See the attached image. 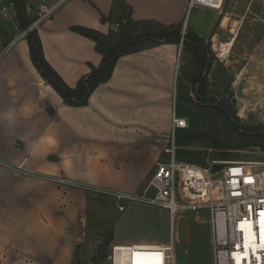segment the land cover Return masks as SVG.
I'll return each mask as SVG.
<instances>
[{"label": "crops", "instance_id": "obj_1", "mask_svg": "<svg viewBox=\"0 0 264 264\" xmlns=\"http://www.w3.org/2000/svg\"><path fill=\"white\" fill-rule=\"evenodd\" d=\"M119 1L134 21L186 25L200 38L211 40L234 23L239 6L244 16L253 4L252 0H224L220 9H212L189 8V0ZM121 15L115 0H68L35 28L46 62L66 85L75 87L90 66L101 62L94 43L69 28L83 26L107 34ZM18 40L0 51L5 55L13 46H22L11 59L17 67L13 78H0V213L16 211L18 217L29 219L23 226L28 229L18 235L11 234L18 226L0 232V264H69L83 230L81 214L89 191L96 188L78 186L80 180L123 182L124 193L135 192L153 166L141 176L137 171L127 177L114 160L121 157L114 153L131 148L140 157L151 152L154 162L163 152L175 111L170 103L176 96L175 65L183 46L158 44L121 57L109 81L95 89L86 106L69 107L39 75L25 39ZM4 55L1 63L8 60L9 54ZM123 162L131 169L129 160ZM53 177L70 184L54 183L49 179Z\"/></svg>", "mask_w": 264, "mask_h": 264}, {"label": "rangeland", "instance_id": "obj_2", "mask_svg": "<svg viewBox=\"0 0 264 264\" xmlns=\"http://www.w3.org/2000/svg\"><path fill=\"white\" fill-rule=\"evenodd\" d=\"M4 1L9 2L10 0ZM25 1L27 6L26 20L30 21V24L25 29L20 26L14 6L6 14L0 12V51L12 45L16 37H18V41L26 38L24 33L36 21L35 19H37L36 16H38L40 9L38 7L39 4L51 6L53 3L49 0ZM252 1L253 4L246 10L247 12L244 16H242L241 12L243 9L240 6L239 9H235V11L238 10L233 15L234 23L226 26L227 30H223L218 35V38L214 40L203 39L204 44L209 45L212 60L210 70L205 74L203 81V93L208 103L225 101L224 103H226L228 109L234 113L232 120L238 122L241 127L253 128V131L256 129L257 132H264V0ZM18 41L15 42L18 43ZM226 46H228V53L224 56L221 51L223 48L226 49ZM21 47V45L13 46L9 51L13 50L8 51L5 55L3 54L6 57L9 55L8 60L0 62V78L2 76L3 79L8 80L13 78L17 67L12 66L11 59L15 57L17 51L21 50ZM218 48H220L219 51L217 50ZM189 64L190 55L185 53L182 47L175 65L178 78L182 79L183 74L190 70ZM175 88L177 93V83ZM184 91H187L192 99L194 98L195 93L185 80L181 81V88L178 93L182 92L181 94H183ZM176 101L177 94L175 100L173 99L172 102L171 99L170 101L171 107L174 106V109ZM166 102L167 100L165 99L164 104ZM187 108L195 109L193 107ZM201 116L203 117L199 125L201 131L211 130V125H208L209 119L205 113L201 112ZM185 119L189 125V120L186 117ZM215 126L212 132L215 134L221 133L220 139H223L225 135L232 138L237 137L230 127L225 126L223 121ZM166 146L167 143L165 142L164 147ZM130 149H128L129 152L116 151L114 153L115 156L121 157L119 160L114 157V160L121 165L122 174L127 175V177H133V175H137L138 171V175L141 176L148 168L154 167L156 162H153L154 153L142 152L140 157H137L138 153ZM180 149L185 153H180L179 160L188 163H192L189 161H201L205 164L202 167H210L213 172L219 171L223 163L228 161L264 163V140L255 144L245 145L239 150H230L228 154H221L223 153L221 150L210 146L208 141L200 139ZM187 151L192 152L193 155L186 154ZM161 154L160 152L158 156H161ZM220 154L223 156H219ZM126 159L130 162L131 169L129 170L123 166V161H126ZM212 161H216V163L213 164ZM151 170L137 190H140L146 184ZM54 178L49 179L54 182ZM114 178L118 179V176ZM55 179L64 178L56 177ZM64 180L67 181L65 184H70L69 180ZM80 182L78 186L82 183L91 185L96 188L90 189V192L94 191L103 196L96 197V194L90 193L87 198L84 213L81 214L83 216V230L78 234V239L75 241L76 258L73 261H79L81 264H94L92 259L96 252L101 247H104L105 254L108 255L111 246L115 243L166 244L168 242L170 222L166 210L139 202H124L126 210L122 213L118 209L119 200L107 194V192L124 193L123 190L126 187L123 182L119 185L108 184L107 181L93 183L90 179H81ZM128 185L130 186V184ZM19 208L21 210L24 209L23 206ZM27 219H29L28 215L18 217L16 211L1 212L0 232L5 233L7 228L10 229L11 227V229H14L18 226L15 231H11V234L18 235L19 231L28 229L27 227L23 228ZM17 220H19L18 225H16ZM73 224L75 228L78 227L76 221ZM172 228L174 232L175 264H213L211 229L207 210H200L195 213L177 212ZM31 232L32 228L29 229L26 236L29 237ZM101 264H108L107 259Z\"/></svg>", "mask_w": 264, "mask_h": 264}, {"label": "built area", "instance_id": "obj_3", "mask_svg": "<svg viewBox=\"0 0 264 264\" xmlns=\"http://www.w3.org/2000/svg\"><path fill=\"white\" fill-rule=\"evenodd\" d=\"M67 1L56 0L51 6L41 5L36 21L24 34L50 19ZM223 1L189 0L188 7L220 9ZM12 7L13 3H4L0 12L6 14ZM118 26L117 23L112 24L110 30L116 31ZM4 52L0 54V62ZM187 126V120L173 111L167 146L156 160L146 184L133 193L107 192L119 200L120 211L125 209L124 202H139L166 210L170 222L168 242L115 243L107 256L108 264H133L135 254L144 247L149 249L144 251L151 258L149 264H175L172 228L175 214L200 210L209 212L213 264H264V249L257 242L264 238V229H261V220L264 219V163L228 161L219 171L213 172L210 167L181 161L177 156L176 133ZM26 174L35 173L27 171ZM53 181L67 183L64 179L54 178ZM143 262L141 264H147Z\"/></svg>", "mask_w": 264, "mask_h": 264}, {"label": "trees", "instance_id": "obj_4", "mask_svg": "<svg viewBox=\"0 0 264 264\" xmlns=\"http://www.w3.org/2000/svg\"><path fill=\"white\" fill-rule=\"evenodd\" d=\"M0 7L4 3H13L14 10L22 29L30 24L26 20V1L10 0L9 2L0 0ZM118 3L122 13L119 26L116 31L109 30L107 34H102L94 29L83 26H72L69 28L71 32L88 38L94 43L95 51L101 55V62L98 67L90 66V72L81 77L76 86L71 88L65 84L62 78L51 68L46 62L41 41L36 29L26 32L25 41L27 42L29 56L32 64L38 71L41 78L49 84L52 89L59 95L63 103L69 107H83L87 105L90 95L101 84H105L112 76L117 61L126 55L134 54L145 50V48L158 44H180L182 40L183 51L190 55V70L183 74L182 79H177V101L175 106L176 115L187 118L189 125L185 129H178L176 133V144L178 146L177 156L184 152L181 147L187 146L198 139L208 141L210 146L221 150L228 154L230 150H239L245 145H251L264 140V132H257L253 128L241 127L238 122L232 120V113L226 106L225 101L208 103L204 96L203 81L205 74L210 70L212 63L209 45L204 44V40L200 38L192 30H185L182 35L183 25H163L155 21H134L131 18L130 10L119 0ZM37 18V17H36ZM36 20V19H35ZM34 22V21H33ZM187 81L195 93L192 99L187 91L178 93L181 88V81ZM187 107H193L194 110ZM201 112H204L209 119L208 125L211 130L201 131L199 128L203 120ZM223 121L225 126L237 135L236 138L231 136H223L215 134L212 130L219 122ZM243 128V129H241ZM217 130V129H216ZM219 131V130H218ZM185 153V152H184ZM186 154L193 155L187 151ZM219 156H223V155ZM204 166L201 161H189ZM96 197L103 195L95 192ZM88 195V196H89ZM111 236V235H110ZM104 247L96 252L92 259L94 264H101L107 259ZM76 258V252L73 259ZM73 264H81L79 261H73Z\"/></svg>", "mask_w": 264, "mask_h": 264}, {"label": "bare ground", "instance_id": "obj_5", "mask_svg": "<svg viewBox=\"0 0 264 264\" xmlns=\"http://www.w3.org/2000/svg\"><path fill=\"white\" fill-rule=\"evenodd\" d=\"M217 50L219 51L220 48H218ZM227 50H228V46H226V49L223 48L222 51H221L222 55L225 56L227 54ZM262 227H264V219L261 220V229H264ZM248 228H249V226L247 225V231H246V233H248V230H249ZM249 235L251 237L252 236V233L249 234ZM262 236H264V231L263 230H262ZM257 242L259 243L258 246L260 248H263L264 249V238L262 239V241L261 240H258ZM145 250H149V249H147V247H144L138 253L135 254V257L133 259V264H141L142 261H144L143 263H147V264H149L151 262V258L149 257L148 254H146V252H144ZM150 250H151V248H150Z\"/></svg>", "mask_w": 264, "mask_h": 264}, {"label": "water", "instance_id": "obj_6", "mask_svg": "<svg viewBox=\"0 0 264 264\" xmlns=\"http://www.w3.org/2000/svg\"><path fill=\"white\" fill-rule=\"evenodd\" d=\"M185 28H186V25H183V29L185 30ZM180 45L182 46V40H181V42H180Z\"/></svg>", "mask_w": 264, "mask_h": 264}]
</instances>
